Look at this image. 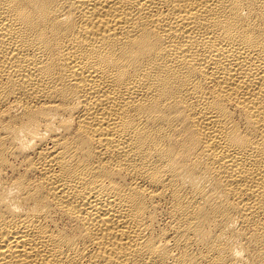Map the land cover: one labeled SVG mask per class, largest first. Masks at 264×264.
<instances>
[{
  "label": "bare ground",
  "instance_id": "obj_1",
  "mask_svg": "<svg viewBox=\"0 0 264 264\" xmlns=\"http://www.w3.org/2000/svg\"><path fill=\"white\" fill-rule=\"evenodd\" d=\"M0 264H264V0H0Z\"/></svg>",
  "mask_w": 264,
  "mask_h": 264
}]
</instances>
